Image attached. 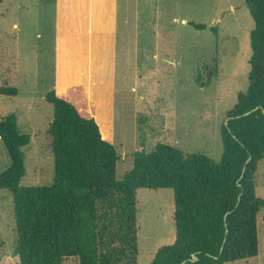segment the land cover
<instances>
[{
    "label": "rangeland",
    "instance_id": "374dc122",
    "mask_svg": "<svg viewBox=\"0 0 264 264\" xmlns=\"http://www.w3.org/2000/svg\"><path fill=\"white\" fill-rule=\"evenodd\" d=\"M88 9L89 0L0 2V86L18 89L16 96L0 95V120L15 113L20 130L30 136L23 148L26 174L21 187L54 182L48 134L54 109L46 94L55 83V48L64 33L85 31ZM108 13L110 67L103 72L108 112L99 87L94 96L101 131L112 137L119 155L117 178L132 169L135 151L152 152L159 143L220 162V129L238 95L249 87L254 21L245 1L109 0ZM88 40L99 59L101 40ZM10 163L0 138V173ZM256 183L257 195L264 199V159L258 163ZM135 192L138 264H149L158 247L174 241V191ZM263 217L261 209L258 254L227 264H264ZM15 235L13 195L0 189V264H20L13 253ZM65 264L79 262L71 257Z\"/></svg>",
    "mask_w": 264,
    "mask_h": 264
},
{
    "label": "trees",
    "instance_id": "16d2710c",
    "mask_svg": "<svg viewBox=\"0 0 264 264\" xmlns=\"http://www.w3.org/2000/svg\"><path fill=\"white\" fill-rule=\"evenodd\" d=\"M244 1L254 21L249 87L220 129L218 163L159 143L152 152L135 151L132 169L118 179L114 141L101 131L85 86L74 83L64 97L55 88L46 94L54 109L48 130L53 184L21 187L30 136L20 130L15 113L0 120L11 160L0 173V189L13 195V253L20 264H65L71 257L79 264H138L139 188L172 189L175 198L174 241L158 247L149 264H227L258 254L257 215L264 209L256 192L258 163L264 159V0ZM17 93L15 86H0V95Z\"/></svg>",
    "mask_w": 264,
    "mask_h": 264
},
{
    "label": "crops",
    "instance_id": "0c3cea01",
    "mask_svg": "<svg viewBox=\"0 0 264 264\" xmlns=\"http://www.w3.org/2000/svg\"><path fill=\"white\" fill-rule=\"evenodd\" d=\"M108 3L109 0H89L85 31L67 32L57 38L54 68L55 83L52 87V89H56L60 96L64 97L66 89L70 85L74 83L84 85L88 96L95 104L97 98H95L94 93L96 88L99 87L103 96L101 101L106 104L107 112L111 108V103L109 105L107 94L108 78L105 77L103 72L110 67L108 60L110 52L108 39H106L109 34ZM88 39L101 40L99 59ZM104 83L105 85H103ZM106 117H109L108 114H106Z\"/></svg>",
    "mask_w": 264,
    "mask_h": 264
},
{
    "label": "water",
    "instance_id": "95a60500",
    "mask_svg": "<svg viewBox=\"0 0 264 264\" xmlns=\"http://www.w3.org/2000/svg\"><path fill=\"white\" fill-rule=\"evenodd\" d=\"M255 109H256V108H255ZM255 109H253L252 111H254ZM252 111H249V112H247L246 114H249V113H251ZM250 159H251V157H249L247 161H250ZM245 169H246V167L243 168V173H244ZM196 259H197V257L194 256L192 260L194 261V260H196Z\"/></svg>",
    "mask_w": 264,
    "mask_h": 264
}]
</instances>
